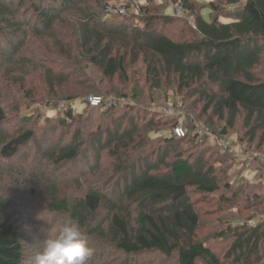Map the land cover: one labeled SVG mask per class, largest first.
<instances>
[{
    "label": "trees",
    "instance_id": "1",
    "mask_svg": "<svg viewBox=\"0 0 264 264\" xmlns=\"http://www.w3.org/2000/svg\"><path fill=\"white\" fill-rule=\"evenodd\" d=\"M119 4L125 15L109 12ZM1 65L42 80L47 102L72 90L64 101L99 114L85 131L84 114L68 106L38 130L32 116L11 123L0 94L1 160L35 153L31 175L48 213L77 223L89 246L101 247L95 261L144 264L157 255L147 264H264V217L255 225L235 217L264 202V0H0ZM139 68L147 88L132 81ZM122 83H131L129 94ZM89 96L125 104L91 108ZM170 105L192 117L185 115L184 138L158 135L174 125L158 111ZM238 125L240 142L258 154L255 184L241 173L245 165L240 176L230 171L247 161L211 140L228 141ZM14 201L0 196V264H36L46 235ZM201 204L237 211L233 225L219 217L229 225L200 236L208 226ZM211 240L229 245L218 253Z\"/></svg>",
    "mask_w": 264,
    "mask_h": 264
},
{
    "label": "rangeland",
    "instance_id": "2",
    "mask_svg": "<svg viewBox=\"0 0 264 264\" xmlns=\"http://www.w3.org/2000/svg\"><path fill=\"white\" fill-rule=\"evenodd\" d=\"M197 1L203 3V2L210 1V0H197ZM135 2H137V0H134V3ZM126 4L128 5L129 2ZM126 4H119V7L125 6ZM176 14H178V11L176 12ZM176 30H174V32ZM167 31H169V29H167ZM176 37H179V35H177ZM27 51H31V50H27ZM19 59H21V57H19ZM7 70L8 68H5L3 70V65L0 66V94L2 97V103L5 107L7 115L13 121L11 123L17 124L19 120L22 119V117L32 116L34 118V121H37L36 129L42 130V125L46 123L45 119L47 117L60 118L62 115L61 113L64 112L65 109H68V106L69 107L73 106V108L75 109L76 112H78V114L79 113L84 114L82 118H79L78 125L82 127V129H85V131H90V129H92V125L98 119L99 114H97L96 112H91V113H88L89 114L88 116L86 113V109H85L86 105L83 104L82 102H77V101L66 102L63 100L66 94L71 93V95L76 96L78 92H73L71 90V92L62 93L59 98H56V102L49 103L47 102L49 94H48V91L44 89V84L41 82L42 80H40V83H41L40 84L38 83V80L35 81L34 76L32 75L23 76V74H20L21 72L18 71V68H16V71L10 72V73ZM60 71H63V69L60 68L57 72L60 73ZM144 73H145L144 70H142L141 68H139V70H137L136 73L132 72V76H131L132 81L136 82L138 80L141 83L139 84L140 88H142L143 86L147 88L146 86L147 83L141 77V75ZM23 77L25 78L24 80L21 79ZM130 86H131V83L121 84V87L124 89L125 94H129ZM72 93H75V94H72ZM148 93L150 92L148 91ZM107 98H110V97H107ZM114 100H116L117 102L120 100L123 101V99L122 98L119 99V97L114 98ZM122 101H120V104L121 105L125 104V102H122ZM144 102L148 103L147 100H144ZM179 105H182V104H179ZM170 106L184 107V110L186 111L185 106H175V105H170ZM162 109H164V107H160L158 109L159 114L161 115L160 117L168 118L162 114L161 112ZM87 112H90V111L88 110ZM186 114L191 117V115L188 112L187 113L185 112V115ZM195 116L197 115L195 114ZM173 118L176 119L174 120L173 127L178 124H182L183 127L185 128L188 126L185 116L169 117L168 119L173 120ZM82 122H85L86 126H83ZM199 125L200 124L197 122V126L200 128ZM238 126H241V125H238ZM173 127L169 131L164 132V133L161 132L158 135L159 136H165V135L171 136ZM238 128L239 129H235L234 131H231L228 141L226 142H224L223 139L215 140L213 136L211 140L215 141V143L217 141V143H219L223 147L224 150L228 149L229 153L232 156H234L236 159H238V161L246 160L247 163H244V162L242 164L240 163L239 167L236 166V170H235V167L233 166V168L230 171L231 173H233L234 177L240 176L239 169H241L243 165H245L244 166L245 171L242 170L241 173L244 174V177L249 178L251 180L250 184L251 183L255 184L259 181V178H257V174L255 170L256 165L252 166V162L253 160L256 159L258 154L253 151L249 152L248 151L249 145L245 143V141L240 142V139L243 137V133H241V131L243 132L244 129L242 126ZM33 154L34 155H32L28 160H24L25 162L22 160H17V159L8 162L5 160H1L0 158V196L5 197L6 199H9V200L16 199V201H14L13 204L11 205L12 209L14 210H16V208H19V209L25 208L26 206V209H29V213H31V215L34 216L36 220L35 223L40 225V230L42 231V234H45L47 237L49 234L58 232V230L64 225L65 220H64V217L61 216L60 214L53 215V214L48 213V210H47L48 202H49L48 197L45 196V194L40 193L41 191L39 189L40 187L36 185V184H39V181L38 179L34 178L33 175H31L36 170L35 162L37 160L34 152ZM37 163H38V160H37ZM237 181H243V180L238 178ZM247 185L249 184L245 182L244 187H247ZM23 186H25L24 191H22ZM33 188H38L37 189L38 192L36 194L31 193V191H33ZM255 188H256L255 191L260 192L261 194L263 193L261 190H258L257 187ZM74 189H75L74 187H71L70 189L68 188V191H72ZM68 191L66 192L68 193ZM246 191L247 193H250L251 189H246ZM201 205H203L204 209L200 208ZM201 205L199 206V210H201L200 211L201 220H203L208 225L203 231L200 232V236H203V237H206L208 235L212 236L213 234H215V232L219 231L222 227L225 226L226 228L227 225H229V223L232 224L233 222L231 219L233 218L232 213H234V215L235 213H237V211L231 213L230 210H225L224 212L214 211L215 209L214 204L212 205L201 204ZM25 212L27 213V211ZM219 217H222V219L224 220H226V218H229V220L230 219L231 220L230 221L228 220L229 223L227 224H219L218 223ZM235 217L237 219H242V221H244L245 219L246 221L250 223V225H255L256 224L255 222L258 221L259 218L261 219L262 217H264V202H262L259 205L255 204L251 210L243 211L241 209L240 213L239 214L237 213ZM30 223H33V222H30ZM33 228H34V225L32 226L31 229ZM33 241L30 242L29 248H31L32 246L36 247V244H34ZM210 243L213 245H218L216 248V251L218 253L220 252L219 250L222 251L223 247H225L226 245H229V243L225 244V243H221L220 241L218 243L217 240H211ZM39 244H40L39 246L42 249V242H40ZM90 247L94 249V254H93V257H91V260H89L88 264L89 263L99 264L100 261H95V255H96V252L99 254L101 253L102 251L101 247L96 246L94 243H92ZM32 250L33 249H29L28 251L31 252ZM142 258L143 259L141 260V262H143L144 264H147L152 258H158V256L157 255H145ZM104 262L110 263L111 262L110 257L107 255H104L103 260H101V264H103ZM138 264H141V263H138ZM224 264H228V263H224Z\"/></svg>",
    "mask_w": 264,
    "mask_h": 264
},
{
    "label": "clouds",
    "instance_id": "3",
    "mask_svg": "<svg viewBox=\"0 0 264 264\" xmlns=\"http://www.w3.org/2000/svg\"><path fill=\"white\" fill-rule=\"evenodd\" d=\"M93 254L94 249L79 225L67 222L42 241L36 264H88Z\"/></svg>",
    "mask_w": 264,
    "mask_h": 264
},
{
    "label": "built area",
    "instance_id": "4",
    "mask_svg": "<svg viewBox=\"0 0 264 264\" xmlns=\"http://www.w3.org/2000/svg\"><path fill=\"white\" fill-rule=\"evenodd\" d=\"M134 2V0H132ZM115 11L120 16H123L127 13V7L126 6H120L114 9H109V12ZM178 14L181 16L183 14V11L181 8L178 9ZM87 105H89L91 108H99L103 104L107 106H117L120 104V101L114 100V98H104L102 96H89L86 100ZM184 111V112H183ZM162 114L166 117H180L185 116V110L184 107H174V106H168L161 110ZM186 117V116H185ZM198 134L201 135L202 131L199 127H197ZM172 135L177 138H184L187 135V130L185 127H183L182 124H178L173 127L172 129Z\"/></svg>",
    "mask_w": 264,
    "mask_h": 264
}]
</instances>
